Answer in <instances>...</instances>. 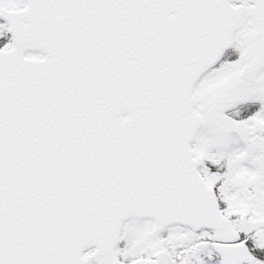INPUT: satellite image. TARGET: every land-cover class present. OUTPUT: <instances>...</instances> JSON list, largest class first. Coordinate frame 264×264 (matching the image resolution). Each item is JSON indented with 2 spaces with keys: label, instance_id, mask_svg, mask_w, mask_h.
Segmentation results:
<instances>
[{
  "label": "snow or ice",
  "instance_id": "obj_1",
  "mask_svg": "<svg viewBox=\"0 0 264 264\" xmlns=\"http://www.w3.org/2000/svg\"><path fill=\"white\" fill-rule=\"evenodd\" d=\"M0 264H264V0H0Z\"/></svg>",
  "mask_w": 264,
  "mask_h": 264
}]
</instances>
